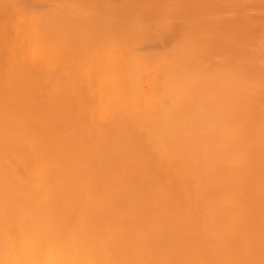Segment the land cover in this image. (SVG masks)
<instances>
[{
  "label": "bare ground",
  "instance_id": "obj_1",
  "mask_svg": "<svg viewBox=\"0 0 264 264\" xmlns=\"http://www.w3.org/2000/svg\"><path fill=\"white\" fill-rule=\"evenodd\" d=\"M0 264H264V0H0Z\"/></svg>",
  "mask_w": 264,
  "mask_h": 264
}]
</instances>
